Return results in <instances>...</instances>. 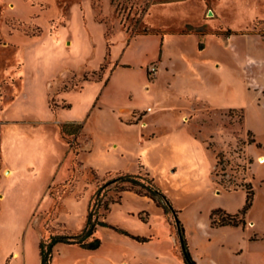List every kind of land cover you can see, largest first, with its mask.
Returning <instances> with one entry per match:
<instances>
[{
  "label": "rangeland",
  "instance_id": "374dc122",
  "mask_svg": "<svg viewBox=\"0 0 264 264\" xmlns=\"http://www.w3.org/2000/svg\"><path fill=\"white\" fill-rule=\"evenodd\" d=\"M23 1L0 0V264H41L117 171L154 178L198 264H264V0ZM217 209L245 223L212 227ZM106 221L150 240L99 226L52 264H184L155 204L123 195Z\"/></svg>",
  "mask_w": 264,
  "mask_h": 264
},
{
  "label": "trees",
  "instance_id": "16d2710c",
  "mask_svg": "<svg viewBox=\"0 0 264 264\" xmlns=\"http://www.w3.org/2000/svg\"><path fill=\"white\" fill-rule=\"evenodd\" d=\"M182 0H165L164 2H175ZM233 31L229 29L224 34L231 35ZM104 66L101 68V70ZM86 79V78H85ZM88 79V78H87ZM97 80H100L98 76ZM96 80V81H97ZM82 124L75 121H67L62 123V133L70 136L69 142L72 147L79 148L78 137ZM108 178H104L97 184L96 190L91 195L86 224L79 232H74L62 225V230L50 234L47 239L40 240L41 264H52L53 249L58 243L78 244L85 248L96 249L101 245V240L95 236L99 226H111L117 231L125 233L140 242H147L148 237L135 236L129 232L112 226L106 221L108 213L111 211L112 205L121 203L125 192H134L139 196L150 198L158 208H161L168 217L171 224H174L178 236L182 244L181 254L185 264H198L191 256L187 242L184 237V229L178 218V210L173 206L172 201L157 185L154 178L148 172H125L117 171L115 173H107ZM97 178V177H95ZM98 179V178H97ZM247 203L243 211H246L252 204L254 192L250 187L247 190ZM220 217L218 219L217 217ZM245 220L240 213H229L223 209L213 211L211 215V226L233 225L238 226L244 224Z\"/></svg>",
  "mask_w": 264,
  "mask_h": 264
},
{
  "label": "crops",
  "instance_id": "0c3cea01",
  "mask_svg": "<svg viewBox=\"0 0 264 264\" xmlns=\"http://www.w3.org/2000/svg\"><path fill=\"white\" fill-rule=\"evenodd\" d=\"M25 1H27V0H24L23 2H25ZM28 2V1H27ZM29 3V2H28ZM27 3V4H28ZM23 4V3H22ZM29 4H31V3H29ZM32 5H34V4H32ZM120 110H123V111H125V110H128V108H124V107H121L120 108ZM264 157V155H260L259 156V159L261 160L262 158ZM9 169H7L6 168V174H8V173H13L14 172V169L12 168V167H8ZM124 195H126V196H133V197H136V198H144V200H146V201H148V203H153V204H155L150 198H148V197H144V196H139V195H137L136 193H134V192H130V191H127V192H125L124 193ZM3 196V195H2ZM49 202H50V205L53 203V197H51V195H50V200H49ZM157 207V206H156ZM159 209H161V208H159ZM26 259H25V262H26V264H29V260H28V258H27V255H26V257H25ZM184 262V261H183ZM185 264V263H184Z\"/></svg>",
  "mask_w": 264,
  "mask_h": 264
},
{
  "label": "built area",
  "instance_id": "2783aa9c",
  "mask_svg": "<svg viewBox=\"0 0 264 264\" xmlns=\"http://www.w3.org/2000/svg\"><path fill=\"white\" fill-rule=\"evenodd\" d=\"M157 71V67L156 66H152L151 68H150V72L151 73H154V72H156Z\"/></svg>",
  "mask_w": 264,
  "mask_h": 264
},
{
  "label": "water",
  "instance_id": "95a60500",
  "mask_svg": "<svg viewBox=\"0 0 264 264\" xmlns=\"http://www.w3.org/2000/svg\"><path fill=\"white\" fill-rule=\"evenodd\" d=\"M209 14H210V15H213V11H210Z\"/></svg>",
  "mask_w": 264,
  "mask_h": 264
},
{
  "label": "bare ground",
  "instance_id": "6f19581e",
  "mask_svg": "<svg viewBox=\"0 0 264 264\" xmlns=\"http://www.w3.org/2000/svg\"><path fill=\"white\" fill-rule=\"evenodd\" d=\"M261 161H264V157L261 159Z\"/></svg>",
  "mask_w": 264,
  "mask_h": 264
}]
</instances>
